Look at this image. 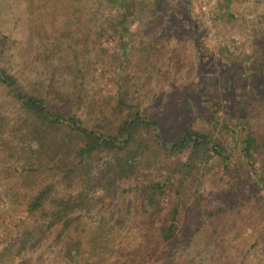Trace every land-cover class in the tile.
<instances>
[{"label": "rangeland", "instance_id": "rangeland-1", "mask_svg": "<svg viewBox=\"0 0 264 264\" xmlns=\"http://www.w3.org/2000/svg\"><path fill=\"white\" fill-rule=\"evenodd\" d=\"M0 68L98 134L139 111L169 141L186 119L223 149L188 162L189 149L165 154L140 128L126 152L80 160L85 139L58 129L70 143L59 169L76 168L57 196L82 217L61 239L47 220L1 264H264V0H0ZM20 116L0 82L5 138L27 132ZM151 184L162 186L152 203ZM1 193L0 213L11 211ZM165 221L177 227L166 257Z\"/></svg>", "mask_w": 264, "mask_h": 264}, {"label": "trees", "instance_id": "trees-1", "mask_svg": "<svg viewBox=\"0 0 264 264\" xmlns=\"http://www.w3.org/2000/svg\"><path fill=\"white\" fill-rule=\"evenodd\" d=\"M78 64L75 67L80 74L84 69ZM0 82L12 95L17 109L22 113L20 123L27 128V132L18 130L21 134L13 137L16 141H12L13 138H5L6 135L0 132V173L5 174V177L0 180V192L7 198L9 206L14 211L0 213V228L5 236L1 239L4 246L0 249V264L5 262L9 255L12 259L24 253L26 251L24 244L27 242L34 247L35 234L44 233L41 226L47 223V220L48 223L51 222V226L59 227L56 237L61 239L64 236L66 238L70 236L66 234L69 233L72 224L82 217L80 215L76 217L77 219L72 217L74 211L70 212L71 206H69L71 198L63 200L57 196L60 180L66 181L76 168L72 165L62 168V172V169H59L57 159L70 156V143L69 140L58 139V129L64 130L65 134H76L85 139L84 144L73 153L80 160L86 159L88 155L100 149L118 153L126 152L131 143H134L136 131L140 128L154 133V143L165 154L179 155L189 149L188 162H191L195 156L206 155L208 151L219 157L223 154L222 146L218 141H212L211 136L199 131H192L186 119L181 120V124L185 125L184 129L173 135L171 141L163 136L161 130L157 131V128L159 129L157 121L140 116L139 111H136L133 117L122 120L115 135H102L85 126L72 111H67L63 107L59 109L57 105L38 93L28 94L22 84L1 68ZM27 123L28 126H26ZM252 136V132L242 131V144L248 142ZM241 137L237 136V138ZM22 138H24L23 142ZM63 145L68 147L64 151L60 148ZM58 149L59 152L56 151ZM51 155L56 159L51 158ZM185 167L188 168V163H185ZM57 173L59 175L56 176ZM161 188L160 184H151L148 202L152 203L154 197L161 195ZM82 198L80 194L78 201ZM64 201L67 202L64 204ZM175 213L176 209L171 211L169 218L174 219ZM16 217L17 220L14 222L13 219ZM28 222H31L32 229L27 228ZM165 223L166 221L157 231V236L162 242L157 243V246H160L162 255L166 257L177 227L173 223L170 225ZM151 245L152 243L147 248L154 255L156 248ZM151 255L149 254L147 258ZM149 260L143 259L141 263L149 264ZM151 264H159V261Z\"/></svg>", "mask_w": 264, "mask_h": 264}]
</instances>
